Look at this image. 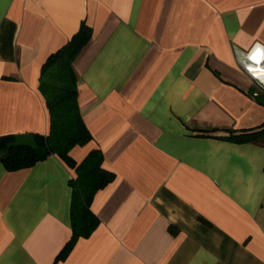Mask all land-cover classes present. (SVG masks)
I'll return each instance as SVG.
<instances>
[{
	"label": "crops",
	"instance_id": "obj_1",
	"mask_svg": "<svg viewBox=\"0 0 264 264\" xmlns=\"http://www.w3.org/2000/svg\"><path fill=\"white\" fill-rule=\"evenodd\" d=\"M78 102L114 178L71 240L73 168L0 163V264H264V0H0V135L47 134L42 63L79 29ZM257 92V94H255Z\"/></svg>",
	"mask_w": 264,
	"mask_h": 264
},
{
	"label": "trees",
	"instance_id": "obj_2",
	"mask_svg": "<svg viewBox=\"0 0 264 264\" xmlns=\"http://www.w3.org/2000/svg\"><path fill=\"white\" fill-rule=\"evenodd\" d=\"M91 37V28L82 23L72 37L42 63L39 90L49 114L47 134L33 132L24 136L0 135V163L8 170L29 167L50 154H56L74 170L72 186L71 228L74 240L91 234L98 218L91 210L95 193L106 186L114 172L103 166V153L94 147L76 161L70 151L92 139L78 102V76L73 61L80 49ZM264 136L260 130L230 131L228 138L235 141H251Z\"/></svg>",
	"mask_w": 264,
	"mask_h": 264
},
{
	"label": "built area",
	"instance_id": "obj_3",
	"mask_svg": "<svg viewBox=\"0 0 264 264\" xmlns=\"http://www.w3.org/2000/svg\"><path fill=\"white\" fill-rule=\"evenodd\" d=\"M253 50H256L259 52L260 58L258 60H255L250 56V52ZM250 52L248 53V63L246 64L245 68L248 71V73L254 78L256 86L260 90H264V78L259 77V75H256V73L251 68V65L258 64L260 67L259 70L264 71V46H262V49H261L257 47L256 45H254L252 49L250 50ZM255 94H257V92H255Z\"/></svg>",
	"mask_w": 264,
	"mask_h": 264
},
{
	"label": "bare ground",
	"instance_id": "obj_4",
	"mask_svg": "<svg viewBox=\"0 0 264 264\" xmlns=\"http://www.w3.org/2000/svg\"><path fill=\"white\" fill-rule=\"evenodd\" d=\"M250 56L255 59L258 60L260 58V54L258 51L253 50L250 52ZM251 68L253 69V71L256 73V75H259V77L264 78V71L259 70V65L255 64V65H251Z\"/></svg>",
	"mask_w": 264,
	"mask_h": 264
}]
</instances>
